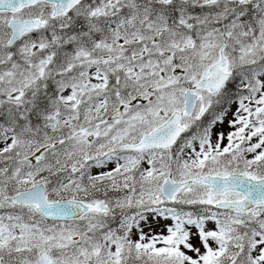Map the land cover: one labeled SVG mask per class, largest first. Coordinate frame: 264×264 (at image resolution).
Returning a JSON list of instances; mask_svg holds the SVG:
<instances>
[{
  "label": "snow or ice",
  "instance_id": "snow-or-ice-1",
  "mask_svg": "<svg viewBox=\"0 0 264 264\" xmlns=\"http://www.w3.org/2000/svg\"><path fill=\"white\" fill-rule=\"evenodd\" d=\"M0 264H264V0H0Z\"/></svg>",
  "mask_w": 264,
  "mask_h": 264
},
{
  "label": "rangeland",
  "instance_id": "rangeland-1",
  "mask_svg": "<svg viewBox=\"0 0 264 264\" xmlns=\"http://www.w3.org/2000/svg\"><path fill=\"white\" fill-rule=\"evenodd\" d=\"M234 108H235V106H233V110H234ZM224 130L227 131V127L226 126H225ZM165 223H170V221H162L160 226L155 228V231H160Z\"/></svg>",
  "mask_w": 264,
  "mask_h": 264
}]
</instances>
